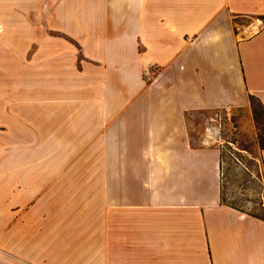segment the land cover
I'll return each mask as SVG.
<instances>
[{
    "label": "crops",
    "instance_id": "0c3cea01",
    "mask_svg": "<svg viewBox=\"0 0 264 264\" xmlns=\"http://www.w3.org/2000/svg\"><path fill=\"white\" fill-rule=\"evenodd\" d=\"M250 98L264 0H0V264H264L190 138Z\"/></svg>",
    "mask_w": 264,
    "mask_h": 264
},
{
    "label": "rangeland",
    "instance_id": "374dc122",
    "mask_svg": "<svg viewBox=\"0 0 264 264\" xmlns=\"http://www.w3.org/2000/svg\"><path fill=\"white\" fill-rule=\"evenodd\" d=\"M190 121L192 145L217 149L220 153L222 203L264 219V172L256 160L257 150L264 145V113L259 102L250 98L247 109L200 112L194 114ZM231 155H234L245 169L238 165ZM57 191H64L62 196L67 197L71 190L68 188ZM77 192L75 195L78 198L82 194ZM64 207L68 211L70 208L77 209L80 205ZM63 220L61 224H70V215ZM81 224V227L73 228L76 233L85 228V222Z\"/></svg>",
    "mask_w": 264,
    "mask_h": 264
},
{
    "label": "built area",
    "instance_id": "2783aa9c",
    "mask_svg": "<svg viewBox=\"0 0 264 264\" xmlns=\"http://www.w3.org/2000/svg\"><path fill=\"white\" fill-rule=\"evenodd\" d=\"M150 70H151V66H148L142 72V76L144 77L145 81H149L152 78V73ZM231 157L235 160V162L238 165H240L242 168L245 169V166L243 164H241V162L234 155H231Z\"/></svg>",
    "mask_w": 264,
    "mask_h": 264
},
{
    "label": "trees",
    "instance_id": "16d2710c",
    "mask_svg": "<svg viewBox=\"0 0 264 264\" xmlns=\"http://www.w3.org/2000/svg\"><path fill=\"white\" fill-rule=\"evenodd\" d=\"M261 149H264V145H262V148Z\"/></svg>",
    "mask_w": 264,
    "mask_h": 264
}]
</instances>
